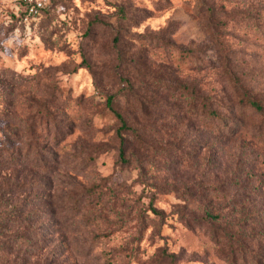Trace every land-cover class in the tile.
I'll return each mask as SVG.
<instances>
[{
    "label": "rangeland",
    "instance_id": "obj_1",
    "mask_svg": "<svg viewBox=\"0 0 264 264\" xmlns=\"http://www.w3.org/2000/svg\"><path fill=\"white\" fill-rule=\"evenodd\" d=\"M26 4L0 0V264H264V0Z\"/></svg>",
    "mask_w": 264,
    "mask_h": 264
},
{
    "label": "trees",
    "instance_id": "obj_2",
    "mask_svg": "<svg viewBox=\"0 0 264 264\" xmlns=\"http://www.w3.org/2000/svg\"><path fill=\"white\" fill-rule=\"evenodd\" d=\"M210 9V8H209ZM25 13V12H24ZM232 73V72H231ZM233 74V73H232ZM235 92H236V103L242 105V106H246V107H250L253 110H262L263 105L260 102V100L256 97H254L253 95L248 93L247 87L244 86L243 83H241L240 81H235ZM110 98L111 96L108 97L107 99V104L110 105ZM222 101V100H221ZM207 109H208V114L211 118H216L218 116V112L217 109L215 107H212L211 105H207ZM117 116L120 118L121 120V125L122 127L126 126L125 122L121 116L120 113L116 112ZM122 143V141H121ZM123 147L121 145V149L120 152L122 153Z\"/></svg>",
    "mask_w": 264,
    "mask_h": 264
},
{
    "label": "built area",
    "instance_id": "obj_3",
    "mask_svg": "<svg viewBox=\"0 0 264 264\" xmlns=\"http://www.w3.org/2000/svg\"><path fill=\"white\" fill-rule=\"evenodd\" d=\"M43 6V0H27L25 7L24 19H27L28 16L35 15L39 12L40 8Z\"/></svg>",
    "mask_w": 264,
    "mask_h": 264
}]
</instances>
